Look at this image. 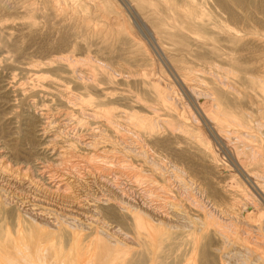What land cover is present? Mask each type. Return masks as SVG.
Returning a JSON list of instances; mask_svg holds the SVG:
<instances>
[{
    "label": "bare ground",
    "instance_id": "bare-ground-1",
    "mask_svg": "<svg viewBox=\"0 0 264 264\" xmlns=\"http://www.w3.org/2000/svg\"><path fill=\"white\" fill-rule=\"evenodd\" d=\"M98 1V7L120 15L117 28L109 31L114 37L125 39L129 52L134 50L137 54L147 55L150 61L175 62L162 41L169 40L166 24L163 21L160 25L152 24L144 16L149 2L156 0ZM182 1L193 4L190 0H173ZM128 13L134 16L131 20ZM175 14L180 17L179 12ZM113 17L115 22L117 18L114 14ZM180 23L188 29L187 21ZM198 31L197 36L211 48L208 55L201 58L210 64L217 61L219 37L203 32L201 28ZM108 32L106 35L110 34ZM234 41L232 37L230 42ZM62 58L61 64L53 69V77L44 76L40 68L35 70L32 79L36 84L30 87L37 90L38 86L44 89L56 86L60 103L66 106V112L57 110L58 114L54 113V108L40 112L45 118L41 121L40 134L43 140L48 138L43 150L51 160H43L37 155L22 159L15 148L0 138V264H264V170L258 168L262 165L263 155L258 146L250 145V141L257 140V134L250 131L252 112L238 108L239 102L236 103L238 106H230L229 101L219 99L220 93L231 94L237 99L239 95L245 97L247 94L224 91L225 87L219 85L224 86L225 80L207 89L195 82V77H192L193 82H187L189 78L187 80L175 63L174 66L167 63L166 69L159 64L156 70L162 80L144 76L140 83L146 84L147 89L135 96V102L141 103L146 111L134 108L125 114V121L121 123L119 112L111 107L116 101L109 97L111 92L101 86L94 71L87 74L73 59ZM225 62L236 68L241 57L234 56ZM169 75L172 81L168 79ZM114 76L115 73L109 75V82H114ZM21 84L18 91L25 94ZM178 90L189 102L185 104H192L193 108H189L194 109V113L184 106V102L178 103L180 99L174 96ZM205 92L208 93L206 96L203 95ZM202 95L206 101L201 105ZM153 100L169 111L171 120H164L162 126L160 120L152 116ZM32 108H36L33 99L27 109ZM74 123L84 126L77 131L83 138L85 136L84 140L71 135L68 128ZM259 124L261 121L256 126ZM223 125L236 134L235 140L224 146V153L254 198L251 196L252 204L240 200L229 202L228 213L217 216L221 189L219 192L209 182L198 184L189 174L190 167L183 166V170L179 167L188 147L201 150L212 161L217 160L220 153L215 152L209 138L222 143L225 138L220 134V127ZM160 127L167 128L168 132L163 143L156 140ZM201 128L206 134L203 137L200 136ZM107 131L114 134L113 140ZM57 137L63 140L60 142ZM249 150L253 161L247 157ZM109 152L113 155L111 159ZM248 160L254 171L248 168ZM164 162L167 168L162 165ZM123 176L131 179L133 187H141L139 197L132 194L136 199H131V191L122 186L120 179ZM238 182L232 183L233 187H238ZM175 185L177 193L185 194L186 198L181 195L179 199V195L174 194Z\"/></svg>",
    "mask_w": 264,
    "mask_h": 264
},
{
    "label": "rangeland",
    "instance_id": "rangeland-1",
    "mask_svg": "<svg viewBox=\"0 0 264 264\" xmlns=\"http://www.w3.org/2000/svg\"><path fill=\"white\" fill-rule=\"evenodd\" d=\"M158 1L159 2H157V0L149 2L150 4L147 5V12H144V16L152 24L160 25L162 21L166 24L165 30L168 32L167 36L169 40L165 38L162 39V41L167 46V51L172 56V59L175 60V66L187 77V80L189 78L187 82L192 81V77H195V82L198 84L200 83L201 86L205 85L204 87L208 89L217 86L218 83L220 84V81L225 80L226 84L224 86L221 84L219 85L221 88L225 87L224 91L235 92L234 90H236L234 94H238L237 91H239L240 94L241 92H243L244 95L247 94L245 97L242 94L241 96L238 94L239 99H237L230 96L231 94L222 95L219 90V99L229 101L230 106H238L236 103L239 102L238 108L244 107L245 111L252 112L253 126L252 129L250 128V131L257 134V140H254L255 142L250 141V145L254 144V146L260 148L259 153H262L263 156L261 154L259 155L260 157L262 156L263 159L262 165L258 168L259 170H264V125L262 124L264 123V0H190L193 3L192 5L188 4L186 1ZM98 2V0H0V138H4L5 144L15 148L22 159L37 155L43 160L45 158L51 160L43 150L48 138H44L43 140L42 134H40L42 133L41 121H45V118L41 117L40 112L42 110H49L50 108H54L55 114L66 112V106L60 103L58 90L55 89L57 88L56 86L47 89L38 86L37 90L30 88L33 84H36L34 83V79H32L35 70L40 68L44 76L53 77V69L61 64L62 57H68L73 59L76 65H82L81 68L85 73L88 74L94 71L93 73L96 74L97 79L101 82V86L106 88L107 92H111V96L109 97H112L111 99L116 101L111 107H113L114 111L117 113L119 112V122L123 123V121H125V114L128 115L134 108L144 109L141 103L138 104L135 102L137 101L135 98L136 94L147 89L146 84L140 83L143 81L142 78H144V76L145 78H159V72L157 73L159 64L163 69H166L167 63H169L162 59L150 61L148 60L149 56L141 53L137 54L134 50L132 53L129 52L130 50L126 49V44H124L125 39L114 37V35H112L113 32L109 31L110 29L117 28L116 24L121 21L120 15L102 6L98 7ZM121 5L120 8H122ZM123 8L125 7L123 6ZM174 12H179L180 17ZM112 13L115 18H117L115 22L112 20V18L114 19ZM128 17L131 20L134 16L133 14H129ZM111 21L115 25H113ZM180 21H187V23H189V25H187L188 29L183 27ZM194 25L197 26L195 27ZM172 26L174 28H172ZM198 28H201V31L204 30L203 32L219 37V44L221 45L218 44L217 46L220 52L217 55V61L215 60L211 64L208 63L207 60L201 58L203 55H208L209 49L211 48L206 44L204 45L202 37L197 36V33L200 32ZM107 32L110 34L106 35ZM232 37H234V42H230ZM232 48L236 49V51H233ZM131 54H134V57ZM234 56L241 57V63H239L236 68L232 64L225 62V60L228 61ZM91 57L92 59L94 58L93 60H95L96 63L91 60ZM125 61H127V63ZM101 63L107 66H101ZM174 63L169 64L174 66ZM108 64H112V66L109 67ZM132 64L133 67H131ZM110 68L112 69L110 70ZM186 68H188V70ZM225 68L228 70H225ZM132 69L134 71H132ZM144 72L147 73L144 74ZM112 73H115L114 82H109L108 77ZM136 73L137 75H135ZM141 73L144 75L142 76ZM208 73L213 75L214 78ZM70 75L73 76L72 73H70ZM126 76L127 78H125ZM168 79L172 81L170 75ZM160 80H162V78ZM20 84L22 87L24 86L25 94H21V92L18 91ZM16 85H18V87ZM228 86H231L229 87L230 89ZM180 92L181 91L178 90V94L174 95L176 99L181 100H178V103H189L183 93ZM206 94L208 93L205 92L203 95L206 96ZM30 97L36 101V108H32L31 110L27 109L29 103L32 101ZM150 97L154 99L151 94ZM201 98L199 102L202 105L206 99H204V96ZM152 105L155 109H153L154 114L152 113V116L160 120L161 126L164 120H171L169 111L162 106L160 102L158 103L156 100H153ZM184 106L186 108L188 107L187 109L191 110V112L194 111V109H191V103L185 104ZM189 106L191 107L189 108ZM57 110H59V112ZM144 111L146 110L144 109ZM142 114L145 113H141V115ZM59 118L58 121L61 119ZM255 121H261L262 125H258L260 128L256 126L257 122ZM101 123L105 124L103 121ZM75 124L76 123L72 124L71 127L68 128L71 135H75V137L79 136L80 138L78 139H80V141L81 139L84 140L85 136L83 138V134L77 132L84 129V126ZM262 126L263 128H261ZM203 128H201V130L203 129L208 135V132L205 131L207 129L204 126ZM166 129L167 128L160 127L157 131L156 140H158L159 143H163L164 140L167 139L168 132ZM220 129V131H222L220 133L221 136L223 139L225 138V141L223 140L222 143L220 142L223 146H221L219 142L208 137L212 141L211 144L214 145L213 149L215 152H217V154L220 153L217 160L212 161L211 158L203 155L201 150L197 151L192 147H188L186 150L188 153L186 152L185 155H182L181 159L184 164L180 163L179 167L182 170L184 169L183 166L190 167L191 172L189 174H191L190 176L192 179L198 181V184L202 181L205 182V184L209 182L213 187L215 185L219 192L221 189L222 194L220 192L218 197L220 206H217V216H223L228 213L230 207L228 204L229 202L240 200L241 203L247 201L251 203V196L254 198L253 195H249L251 194L249 193L250 188L242 183V177L238 174L237 170L234 169L235 167H232V163L228 160L229 157L225 154L226 151L224 150V146L231 144V142L235 140L236 134L230 133L229 127L225 125L220 127ZM203 130L200 132L201 137L206 135ZM106 133L113 137L112 140L114 139V134L110 131ZM57 139H59L60 142L63 140V138L60 139V137H57ZM197 139L194 140L198 143ZM230 140L232 141L230 142ZM256 150L258 151V149ZM111 153L112 152L108 153L110 155L106 153L105 156L108 155L110 158L113 156ZM247 157L249 160L253 161V159H251L250 150L247 151ZM162 160H164V156H162ZM251 161L248 163V168L250 167V169L254 171L255 168L251 164ZM162 165L167 168L165 162L164 164L162 163ZM186 171L188 172V169H186ZM83 173H85V171ZM92 175L93 174L90 176ZM85 176L84 174L83 177ZM130 180L129 177L123 176L120 182L123 181L122 186L125 189L127 188V191H131L129 197L131 199H136L135 196L137 195V197H139L138 195L142 193L140 192L141 187H133V182ZM237 180L239 181L237 183L238 187L236 186L235 188L232 183L235 185ZM157 185L160 186L161 182ZM229 185L234 189H230L231 186L228 187ZM175 186V189L173 188L174 194L179 195V199L182 198L181 195L185 196V194L177 193L178 188ZM132 188L135 189L131 190ZM132 194L136 195L133 197ZM184 198H186V196ZM223 210L226 211L223 212ZM262 218H264V216Z\"/></svg>",
    "mask_w": 264,
    "mask_h": 264
}]
</instances>
